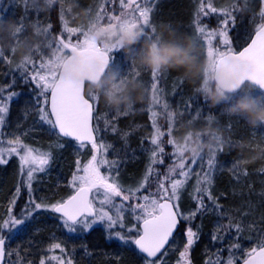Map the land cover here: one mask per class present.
I'll return each instance as SVG.
<instances>
[{"label": "snow or ice", "instance_id": "snow-or-ice-1", "mask_svg": "<svg viewBox=\"0 0 264 264\" xmlns=\"http://www.w3.org/2000/svg\"><path fill=\"white\" fill-rule=\"evenodd\" d=\"M23 2L27 13L29 0ZM108 3L112 4L111 10L107 8ZM156 3L158 0H143V3L141 0H106L95 12L94 22L109 26H119L121 22H126L127 25L141 30L139 43L151 42L159 35L150 16ZM250 10L249 0H231L227 7L222 8H217L213 0H200L193 40L201 49V58L207 62L205 74L222 71L233 79L237 89L255 87L264 93V0H259L258 21L255 13L246 18L244 14ZM89 11L91 12V9ZM213 15H217L218 27L210 30L201 24V19L206 17L211 21ZM3 19L4 16L0 15V20ZM22 20L23 18L21 22L13 21L18 35L23 32ZM34 27L47 39L48 29H41L39 24ZM72 37L77 38L73 41ZM217 40L218 45L214 43ZM237 43L240 47L234 48ZM49 47L82 65L94 61L101 68L110 66L120 73L122 78L141 83L144 76L148 77V80L143 82V87L146 92L150 91L152 100L147 107L153 128L149 138L151 147L145 149L150 153L149 162L141 180L134 187H124L118 177L121 165L126 159H122L118 151L109 159L108 154L113 145L101 141L98 138L101 129L98 124L93 125L94 120H99V100L93 102L82 90L48 74L43 67V61L37 65L35 59H30L18 65L21 70L20 84L34 86V95L30 99L34 100L38 120L29 131L43 130L49 136L57 137L56 146L60 149L66 147L64 140L75 141L77 158L67 181V186L71 189L70 194L54 202L34 198V183L39 179V174L47 173L55 159V153L27 143L24 136L28 132L5 131L9 127L11 104L16 102L23 92L16 91L15 77L12 81L0 85V166H7L12 158H16L19 177L13 198L9 201L6 218L0 221V264H21L19 259L10 261L13 252L7 250L6 245L40 212L57 214L62 229L70 236L89 233L90 230L100 227L103 239L109 244L116 243L130 251L137 264H194L192 252L200 240V232L194 228L193 221L207 211H212L221 218L225 215L210 191L217 167L216 156L224 141L220 140V149L209 154L206 164L203 153L188 157L181 148L175 146V113L169 110V104L163 99L158 87L160 80L169 73L167 70L149 72L141 67L137 68L133 55L137 49L130 50L127 57L131 61L130 64L118 62L114 54L122 52V49L116 46L101 47L87 38L83 26L71 27L66 21L61 33L56 37V42H50ZM7 60L5 53L0 50V62ZM176 79L183 84V77ZM194 91L198 92V88ZM191 100L192 97H189L185 108L192 107ZM158 108H163L167 115L166 131L157 123ZM122 114L126 115L127 112L116 113L112 119ZM196 115H200L199 110ZM214 115L209 114V122L213 120ZM36 123L47 127L36 128ZM105 125V130L110 125L112 131H116V125L111 124L107 115ZM165 138L167 145L172 149L173 162L161 174L155 166L165 163ZM88 146L90 154L85 161L79 154ZM198 163L200 172H196L194 167ZM194 173L196 184L192 199L195 207L185 212L180 204L181 194ZM153 181L155 190L150 191ZM25 190L28 199L21 212L16 214L13 208ZM205 198L209 204L205 203ZM243 231L242 223L230 220L227 225H221L217 221L215 231L211 234L215 250L205 248L203 264H239L240 260L242 264H264V234L254 246L242 249L240 237ZM55 250H59L62 255L42 256L39 264H74V260L67 256L66 248L61 243H52L48 248L49 253H54ZM87 251L85 247V252ZM16 254L19 255L18 250Z\"/></svg>", "mask_w": 264, "mask_h": 264}, {"label": "trees", "instance_id": "trees-1", "mask_svg": "<svg viewBox=\"0 0 264 264\" xmlns=\"http://www.w3.org/2000/svg\"><path fill=\"white\" fill-rule=\"evenodd\" d=\"M215 1L213 0L214 5L216 4ZM65 3L71 8L69 15L77 16L73 20V26H79V24L86 23L88 20H95V12L101 4H104L102 0H65ZM229 3H231V0H229ZM199 4L200 0H198L197 10ZM249 4L250 9L259 8V0H254L253 2H249ZM192 6L190 0H168V2L157 9L156 23L159 27L162 44L173 45L186 51L189 59L195 66V71L188 73H184L183 69L168 70L169 74L160 80L158 87L161 89L163 99L168 102L169 108L171 107L170 104H177V119L182 129L191 133H197L201 129L208 127L218 130L221 140L224 141L223 151L226 155L225 161L229 163L232 169L230 172L225 169L219 171L211 187L212 194L223 206L227 218V221L224 220L225 222L229 223L231 220L235 223H242L245 228H249L248 222L252 221L255 223L252 234L258 239L260 231H264V149L261 152L254 151L252 153L248 151L246 148L248 139L243 124L239 122L238 117L227 116L222 111L223 108L234 104L231 99L243 96L245 90L248 88H242L237 94L229 95L226 102L217 107H210L202 99L201 95L194 91L201 85V82L208 84L209 81L205 80L204 77L205 61L201 58V52L192 37L195 24V22L193 24L191 16L193 11ZM89 9H91V12ZM0 15H3L5 18L0 20V30L4 28V23L7 22L13 28L10 36L13 34H15L14 36L17 35V27L13 21L21 22V18H23V32L21 37L17 38L21 42L20 48L23 49V54L27 53L30 55L34 52V56H48L51 51L49 43H55L56 34L62 31L59 21L61 15L60 9L53 6L49 7V0H29L27 13L25 12L23 0H19V2L17 0H0ZM37 15L39 17L38 20ZM244 15L246 18H249L250 11ZM35 24H39L41 29H48L47 39L36 31ZM49 25H51L50 28ZM138 43L139 41L127 49H122L123 51L117 54V61L130 64L131 61L127 57H129L130 50L137 49ZM146 43L150 44L153 42L139 43V48L133 54L137 68L140 67L137 60L141 53V47ZM239 47L238 43L234 45V48ZM178 77H183V84H180L176 79ZM147 80V76L142 78L141 83L122 78L120 73L114 68L109 67L99 87L86 88V94L93 102L97 99L100 102L97 109L98 114L100 115L102 112L104 115H107L111 124L116 125V131H112V137L120 136V139L123 137L122 141L124 143H118V145L124 150L121 152L122 156L120 157L126 159L124 164L129 173L139 165L135 163L136 161L132 163L129 161L131 154L135 152V154L141 155V149L150 148L148 141L144 139L141 142L149 125L146 118V114H148L146 109L152 103L150 91L146 92L143 87V82ZM109 89H112L115 96L126 98L127 103L113 109L111 105L105 102ZM252 89L254 91L253 95L264 96L256 88L253 87ZM189 97H192V107L185 108ZM149 99L151 103L147 102ZM140 100H144L145 102H138ZM131 106L132 108L130 109ZM161 110L162 112L164 111L163 108ZM198 110L200 111L199 116L196 115ZM126 112V115L122 114L116 117V119H112V117L116 116V113ZM209 114H215L211 122L208 120ZM47 135L41 134L45 138H47ZM213 139L215 138L213 137ZM74 149L75 146L73 145L65 147L62 151H55L56 155L58 153L60 155H57L54 169H52L50 174L42 176L46 184L43 186L44 192L41 193L44 194L43 198L54 195L55 200H58L70 194L71 191L67 187V181L71 176L76 159ZM18 178V164L14 160H11L7 166H0V221L6 217L7 209L10 206L9 201L13 197ZM24 196L25 191L22 192L21 199L17 201L13 208L14 213H20L19 207L24 204ZM248 215L250 216L247 221ZM13 238V241L9 242L6 248L12 251L14 256H17L16 250H18L22 258L24 256L33 257L32 248L36 250L42 243L44 246L49 247V245L56 242L61 243L66 248L67 256H70L76 264H118V257L124 254L123 251L122 253L116 251L106 252L93 248V246L98 247L100 244L91 240L89 234L85 236H70L66 234L58 218L55 215L53 216L51 212L48 215H36ZM202 243L200 241L193 250L195 258L197 255L200 256V250L202 249L201 251H203L202 247H206ZM85 246L88 249L87 252H85ZM129 253L132 258L124 255L123 259L125 262L120 264H134V256H132L131 252ZM226 256L227 253L225 252Z\"/></svg>", "mask_w": 264, "mask_h": 264}, {"label": "rangeland", "instance_id": "rangeland-1", "mask_svg": "<svg viewBox=\"0 0 264 264\" xmlns=\"http://www.w3.org/2000/svg\"><path fill=\"white\" fill-rule=\"evenodd\" d=\"M102 1L104 3H106V0H102ZM190 1L193 5L192 6L193 11H192L191 16H192V20H193V24H194L195 18H196V13L198 11L197 10L198 0H190ZM253 1L254 0H249V2H253ZM141 2L143 3V0H141ZM166 2H168V0H158V3H156L154 5V12L150 14L151 22L153 25L156 26L157 32L159 33V35L157 36V39L154 41H151V42L157 44V46L163 45L161 34L159 32V27L157 26V23H156L157 9L159 7H161ZM215 3H216L215 5L217 6V8L227 7L230 4L229 0H216ZM53 7L59 8L60 13H61V9H63V19H61V15L59 17L61 27H63L64 21H66L69 24V26H71V27L83 26V28L87 34V38L89 40H91L92 42H93V40L91 39V34L96 29L103 27V26L115 27V26H109L108 24H105V23L94 22L95 20H93V19H92V21L88 20L86 23H81V24H79V26H73L72 25V24H74L73 20L76 19L77 16H75V15L70 16L69 15L71 12V8H69L66 5L65 0H55ZM107 8L109 10H111L112 4L108 3ZM117 10H119L118 5H117ZM253 13L256 14V19L258 21L259 20V16H258L259 8L258 9L252 8L250 10L249 18L252 16ZM4 24H5L3 26L4 28H1L2 30H0V50H2L5 53L8 60L0 62V79H1L0 85H3L5 83L12 81L13 77H15L17 79L16 91L23 92V95L16 102L11 104V111H10V117H9V127L7 129H5V131H7L8 133H12L13 131L20 132V133L28 132V134L24 136V139L27 143L31 144L32 146L41 148L42 150H51L54 153H55V151L57 152V150L62 151V150H64V148L60 149L56 146L57 138L55 136L47 135V138H45V136H41V134H44V135L48 134L46 131H43V130H41V131H29L34 126V122H36L38 120V115H37V112L35 111V108H34V100L30 99V97L34 95V93H33V87L34 86L33 85L23 86L20 84L19 78L21 75V70L18 68V65H20L21 63L28 61L30 59H35L37 62V65L41 61H43V67H44L45 71L50 75L57 76L58 68H59L62 60L64 59L65 55H63L61 52H57L54 48H51L50 54L48 56H46V55L34 56V52H32V54H30V55L27 53L23 54L22 53L23 49L20 48L21 42H20V40H17L18 37L19 38L21 37V34H19V35L17 34L16 36H14L15 34H13L12 36H10V33L12 32L13 28L7 22ZM201 24L206 25L207 28L210 30L216 29L218 27L217 15H213V18L211 19V21H209L208 18H206V17L202 18ZM249 30L251 31V28H249ZM60 33L61 32L56 34V37ZM65 35H67V34H65ZM192 37L194 38V31H193ZM76 38L77 37H72L73 41H75ZM96 42L101 47H104V45H102L101 42H99V41H96ZM214 43L218 45V40L214 41ZM197 47L201 52V49L199 48V46H197ZM117 54L118 53L114 54L115 58H118ZM206 69H207V62L205 61L204 77H205V80H208V77L210 75H212L213 72H208L207 74H205ZM29 70H31L30 65H29ZM92 97H93V95H92ZM240 97L231 99V101L233 103H235L236 100L239 99ZM170 105H171V107L169 108V110H171L175 113V129H174L173 142H174L176 147L181 148L183 150V152L185 153V149L189 146V144L194 143L197 139H199V137L196 135V133H191L190 131H187V130L185 131V129H182L181 124L178 122V119H177V115H178L177 104L172 103ZM146 111H147V109H146ZM157 111L159 113V115L156 118L157 123L162 129H164L166 131L167 127H168L167 115H166L165 111L162 112L161 108H158ZM105 116L106 115H104L101 112V114L99 115V120L98 121L94 120V121L96 123L95 126H97V124H98L99 128L101 129V132L98 134V138L107 144L113 145V149L110 150V152L108 154L109 159H112L115 152H117V151L119 152V150H121V147H119L118 143L121 144V143H124V141H122L123 137H121V139H120V136L119 137H112L113 132H112L110 125L105 130V128H106ZM146 118L148 119L149 125H148L146 133L143 135L141 142L145 139L146 141L149 142V145H150L149 138L153 132V128H152L151 120L149 119V113L146 114ZM239 122L241 124H243V127L246 129V135H247V139H248L246 142V148L248 149V151H250L252 153L254 151L255 152L263 151V149H264V127L252 128L243 119H240V118H239ZM18 124H19V127H17ZM35 127L36 128H41V127L46 128L47 126H41L40 124L36 123ZM64 143L66 144V147L73 146V145L76 147V143L67 142L66 140H64ZM164 145H165L166 150H167V155L165 156V163L163 165L158 164L155 166L161 172V174H163L166 171V169L168 168V166H170L173 162L171 159L172 149L170 146L167 145V138L164 139ZM150 147H151V145H150ZM145 149H147V148H145ZM145 149L144 148L141 149V151H142V152H140L141 155H137V154H135V152L133 154H131L129 161L131 163L136 161L135 163L139 164L138 166H136L137 168L135 167L132 170V172H130V173L127 172L125 164L121 165L118 180L124 187H126V188L130 187V186L134 187L141 180L142 175L146 171V166L149 162L150 153L145 151ZM75 153H76L75 157L77 158V152L75 151ZM223 153H224V151H223V146H222L221 151H219L217 153V156H216L217 167H216V170L214 172L213 181H214L215 176L219 173V171L225 169L226 171L230 172L232 169L228 162L222 161ZM89 154H90V146H88V148L85 150H81L79 156L81 159L86 161L89 158ZM209 154L210 153L207 151L203 153L205 164H206V161H207ZM57 155L59 156L60 154L58 153ZM57 155L55 154V159L52 162L47 173L46 174H43V173L39 174V179L34 183V192L32 195L34 198H36L38 200H44V201H50V202L55 201L54 195L48 196L47 198H43L44 194H41V193L44 192L43 186L46 185L44 182L45 179L42 176H46L52 172V169H54V167H55ZM119 155L122 156V153L120 152ZM196 155H199V153ZM186 156H188V155L186 154ZM193 156H195V155H193ZM12 160H14L18 164V160L16 158H12ZM188 162L190 163V160ZM194 167H195L196 172L201 171L199 163L197 165H195ZM195 184H196V175L194 173L192 175V177L188 180V182L185 185V187L182 191V194H181L180 204H181L182 209L185 212H187L189 209L195 207V202L192 199V196L195 194V190H194ZM149 190L150 191L155 190V182L154 181L152 182V186ZM69 191H71L70 188H69ZM210 191L212 192V188H210ZM19 199H21V196ZM27 199H28V194H27V191L25 190V196L23 197V201H24L23 206L25 205ZM205 203L206 204L210 203L207 200V198H205ZM23 206L19 207L20 212H21ZM220 206L223 208V206L221 204H220ZM46 214L48 215V214H50V212H40L37 215H46ZM53 216H54V214H53ZM249 216L250 215L247 216V221L249 219ZM129 220H131L130 216H129ZM224 220L227 221L226 214L224 215L223 218H221L212 211H207L204 214L198 216L197 219L195 221H193V226H194V228L198 229L200 232L199 242L202 241L207 248L214 251L215 249L213 248L212 242H211V234L215 231V226H216L217 221H219L221 223V225L222 224H225V225L228 224ZM132 222H134V221H132ZM249 222H248L249 228L244 227V231L242 232L241 237H240V243L242 245V249H247V248L252 247L257 242L259 237L262 234H264V231H262V232L260 231V234H259L260 236L258 237V239H256L254 234H252V229L255 226V223H253L252 221L250 223ZM87 234H89L91 240L95 241V243L98 242V244H100L98 247L93 246V248H97L99 250H104L106 252L116 251L118 253H122V251H123L124 254H122L121 256L118 257V260H117L118 264L125 262V260L123 259L124 255L131 257V254L129 253L130 251L128 252V250H126L123 246L116 244V243H111V244L107 243L102 237V229L100 227H96L95 230H90L89 233L81 234L79 236H85ZM13 239L14 238H12L11 241H13ZM11 241H9V242H11ZM206 247H202L203 251H201L202 250L201 249L200 250V256L197 255L196 258L192 252V258H193L194 264H203V261L205 258V248ZM48 248H49L48 246H46V245L44 246L42 243L41 246L38 247L36 250L32 248V253H33L32 256L33 257L24 256L22 258L20 255H17V256L13 255V257L10 258V261H17L19 259L21 261V264H29V262H31V264H39V260L41 259L42 256H47V255H51V254L62 255L59 253V250H55L54 253H49ZM40 250H42V251H40ZM83 251H84V249H83ZM240 255L242 256V252L240 253ZM132 256H134V255L132 254ZM133 263L137 264V260H136L135 256H134ZM74 264H76V263H74Z\"/></svg>", "mask_w": 264, "mask_h": 264}, {"label": "clouds", "instance_id": "clouds-1", "mask_svg": "<svg viewBox=\"0 0 264 264\" xmlns=\"http://www.w3.org/2000/svg\"><path fill=\"white\" fill-rule=\"evenodd\" d=\"M54 3L55 0H49V7L53 6ZM140 36L141 30L139 28L129 26L126 22H121L119 26H103L96 29L92 32L91 39L101 42L104 46H116L120 49H127L136 44ZM137 63L149 72L180 69H183L184 73L195 71V66L189 59L187 52L169 44L160 46L155 43L143 44ZM208 81V84L201 82L198 87V93L210 107L224 104L227 97L238 90L234 87V81L228 82L219 74L210 75ZM253 92L252 88L246 89L243 96L237 99L234 104L223 108L222 111L227 116L243 119L252 128L264 127V96L253 95ZM105 102L115 109L125 105L127 100L126 98L115 96L112 89H109ZM138 102L145 101L140 100ZM147 102L151 103V100L149 99ZM196 135L199 139L194 143H190L185 149V154L189 157L198 153L201 154L206 151L211 153L220 149L221 138L217 129L208 127L201 129ZM213 137H217V139H213Z\"/></svg>", "mask_w": 264, "mask_h": 264}, {"label": "water", "instance_id": "water-1", "mask_svg": "<svg viewBox=\"0 0 264 264\" xmlns=\"http://www.w3.org/2000/svg\"><path fill=\"white\" fill-rule=\"evenodd\" d=\"M108 68L109 66L101 68V66L94 61H90L87 64L82 65L76 60L67 56L60 66L57 77L82 90L85 94V88L87 85L96 87L100 84L102 78L107 73ZM213 74H219L226 81L233 82V79L230 78L225 72L216 71L213 72ZM240 90L241 89H238L233 94H236ZM240 264H242V262Z\"/></svg>", "mask_w": 264, "mask_h": 264}, {"label": "bare ground", "instance_id": "bare-ground-1", "mask_svg": "<svg viewBox=\"0 0 264 264\" xmlns=\"http://www.w3.org/2000/svg\"><path fill=\"white\" fill-rule=\"evenodd\" d=\"M213 74V73H212ZM103 80V79H102ZM102 80H101V82H102ZM206 138V137H205ZM207 139V138H206ZM122 151H124L122 148H121V150H119V152H122ZM130 153V152H129ZM225 158H226V155H225V153H223V156H222V161H225Z\"/></svg>", "mask_w": 264, "mask_h": 264}, {"label": "flooded vegetation", "instance_id": "flooded-vegetation-1", "mask_svg": "<svg viewBox=\"0 0 264 264\" xmlns=\"http://www.w3.org/2000/svg\"><path fill=\"white\" fill-rule=\"evenodd\" d=\"M93 42H95L96 44H98L96 41H93Z\"/></svg>", "mask_w": 264, "mask_h": 264}]
</instances>
